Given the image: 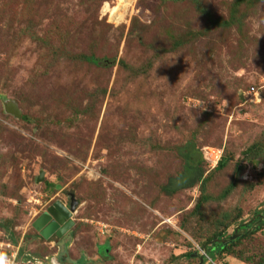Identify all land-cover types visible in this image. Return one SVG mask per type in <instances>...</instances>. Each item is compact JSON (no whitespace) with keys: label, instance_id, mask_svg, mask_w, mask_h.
Wrapping results in <instances>:
<instances>
[{"label":"rangeland","instance_id":"rangeland-1","mask_svg":"<svg viewBox=\"0 0 264 264\" xmlns=\"http://www.w3.org/2000/svg\"><path fill=\"white\" fill-rule=\"evenodd\" d=\"M189 144L204 180L166 193ZM69 192L65 242L39 237L34 220ZM257 212L264 0H0V256L198 264ZM261 257L264 225L202 264Z\"/></svg>","mask_w":264,"mask_h":264},{"label":"trees","instance_id":"trees-1","mask_svg":"<svg viewBox=\"0 0 264 264\" xmlns=\"http://www.w3.org/2000/svg\"><path fill=\"white\" fill-rule=\"evenodd\" d=\"M92 61L95 62L96 60L92 59ZM189 146L192 145L191 144L185 145L181 148L182 150H180V152L183 156V159L185 160L184 167L177 176L170 178L168 182L164 184V186H162L164 192L172 194L181 189L192 187L197 182L201 181V179L203 178L204 168L201 165L197 166V164L193 163V157H192L193 155L191 149H189L190 148ZM225 164H226V158L223 156L222 159L219 160L216 167L217 169H220L224 167ZM203 180L204 178L202 179V181ZM48 185L52 186L50 183H48ZM257 214L258 215H255L253 218H251L249 222L239 224L235 231L237 235L229 242L222 243L220 240H216V239L226 238V234H224V230L209 237L205 242L201 244L202 246L206 247V256L210 257L211 259H214L216 255H221L222 253L227 252L231 246L236 245L238 242L258 232L264 225V215L260 216L258 212ZM39 237H41L40 234ZM186 255L190 256L192 254L188 253ZM20 259L21 258H19V260ZM23 259L24 262L34 259V257L29 255H24ZM257 264H264V257L259 258V262H257Z\"/></svg>","mask_w":264,"mask_h":264},{"label":"water","instance_id":"water-1","mask_svg":"<svg viewBox=\"0 0 264 264\" xmlns=\"http://www.w3.org/2000/svg\"><path fill=\"white\" fill-rule=\"evenodd\" d=\"M5 108L7 112L15 116L20 115V111L13 103H8ZM41 179L42 176H40L38 180ZM68 194L70 197L68 206L65 205L62 201L56 200L52 205H50L46 209L45 212H43L36 218V220H34L32 224L33 228L38 231L44 239H49L50 236L54 233V231H57V236L60 237L63 235L64 232L66 233L71 229V226L73 224L72 214L75 212L77 200L74 198L73 192H69ZM236 235L237 234L235 232L234 236L232 237L216 240H220L222 243H226L233 239ZM202 250L203 252L201 254L193 253V255L199 256L200 261L198 264H202L203 260L205 259L206 247L203 246Z\"/></svg>","mask_w":264,"mask_h":264},{"label":"built area","instance_id":"built-area-1","mask_svg":"<svg viewBox=\"0 0 264 264\" xmlns=\"http://www.w3.org/2000/svg\"><path fill=\"white\" fill-rule=\"evenodd\" d=\"M207 148L204 150V156L206 157V159L210 160L211 163H213L214 161H219V156L216 155V159L215 160H212L208 155H207ZM217 163V162H216ZM17 253H12L8 256H0V264H19L18 261H17ZM30 263V261H28ZM34 264H42V262L40 260H37V261H33Z\"/></svg>","mask_w":264,"mask_h":264},{"label":"flooded vegetation","instance_id":"flooded-vegetation-1","mask_svg":"<svg viewBox=\"0 0 264 264\" xmlns=\"http://www.w3.org/2000/svg\"><path fill=\"white\" fill-rule=\"evenodd\" d=\"M69 205V204H68ZM46 211V210H45ZM45 211H43V212H45ZM42 212V213H43ZM49 223V222H48ZM59 229V228H58ZM57 229V230H58ZM71 230H69V231H67L66 233L64 232L63 233V235L62 236H57V231H54V233L50 236V239H52V240H57V242H59V241H61V240H63V242H65V236L67 235V234H69V232H70Z\"/></svg>","mask_w":264,"mask_h":264},{"label":"clouds","instance_id":"clouds-1","mask_svg":"<svg viewBox=\"0 0 264 264\" xmlns=\"http://www.w3.org/2000/svg\"><path fill=\"white\" fill-rule=\"evenodd\" d=\"M66 205V204H65ZM68 206V205H67ZM38 232V231H37ZM39 233V232H38ZM40 234V233H39ZM42 237V236H41ZM46 240H52V239H46ZM57 242V241H56ZM17 255H18V253H17ZM37 260H40L41 262H42V264H43V261H42V259H38V258H34V259H31V260H29L30 261V264H34V262L33 261H37ZM28 262V261H27Z\"/></svg>","mask_w":264,"mask_h":264},{"label":"crops","instance_id":"crops-1","mask_svg":"<svg viewBox=\"0 0 264 264\" xmlns=\"http://www.w3.org/2000/svg\"><path fill=\"white\" fill-rule=\"evenodd\" d=\"M65 259V258H64Z\"/></svg>","mask_w":264,"mask_h":264}]
</instances>
